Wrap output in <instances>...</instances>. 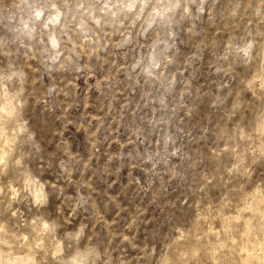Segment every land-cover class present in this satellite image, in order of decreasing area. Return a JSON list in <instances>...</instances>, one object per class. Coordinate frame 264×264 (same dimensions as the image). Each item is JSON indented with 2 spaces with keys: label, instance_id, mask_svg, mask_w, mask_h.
<instances>
[{
  "label": "clouds",
  "instance_id": "9594fccd",
  "mask_svg": "<svg viewBox=\"0 0 264 264\" xmlns=\"http://www.w3.org/2000/svg\"><path fill=\"white\" fill-rule=\"evenodd\" d=\"M0 264H264V0H0Z\"/></svg>",
  "mask_w": 264,
  "mask_h": 264
}]
</instances>
